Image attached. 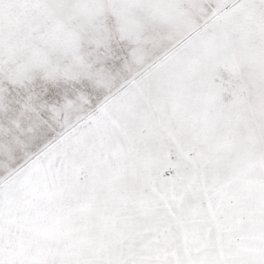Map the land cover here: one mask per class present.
<instances>
[{
	"label": "snow or ice",
	"instance_id": "6c2138e0",
	"mask_svg": "<svg viewBox=\"0 0 264 264\" xmlns=\"http://www.w3.org/2000/svg\"><path fill=\"white\" fill-rule=\"evenodd\" d=\"M0 264H264V0H0Z\"/></svg>",
	"mask_w": 264,
	"mask_h": 264
}]
</instances>
